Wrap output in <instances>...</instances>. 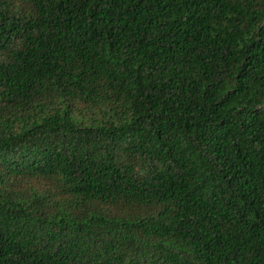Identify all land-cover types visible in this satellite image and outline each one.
Masks as SVG:
<instances>
[{
	"label": "trees",
	"instance_id": "16d2710c",
	"mask_svg": "<svg viewBox=\"0 0 264 264\" xmlns=\"http://www.w3.org/2000/svg\"><path fill=\"white\" fill-rule=\"evenodd\" d=\"M0 264H264V0H0Z\"/></svg>",
	"mask_w": 264,
	"mask_h": 264
}]
</instances>
